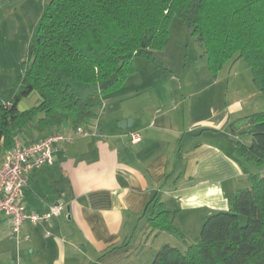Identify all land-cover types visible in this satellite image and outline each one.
<instances>
[{
  "label": "crops",
  "instance_id": "0c3cea01",
  "mask_svg": "<svg viewBox=\"0 0 264 264\" xmlns=\"http://www.w3.org/2000/svg\"><path fill=\"white\" fill-rule=\"evenodd\" d=\"M138 59L146 61L140 68ZM138 59L119 87L83 89L97 114L82 127L88 136L59 144L53 164L30 174L23 187L28 212L59 206L61 214L24 223L18 239L11 216L0 213V264H153L164 245L184 251L195 243L206 218L229 211L236 193L251 188L252 176L264 174V165L244 160L234 144H252L251 116L264 112V93L246 61L229 62L216 74L207 63L210 76L188 80L187 94L173 71ZM43 117L16 141L32 145L76 130L39 127ZM133 135L141 142L133 143ZM7 152H0V167ZM155 196L184 240L150 227Z\"/></svg>",
  "mask_w": 264,
  "mask_h": 264
},
{
  "label": "trees",
  "instance_id": "16d2710c",
  "mask_svg": "<svg viewBox=\"0 0 264 264\" xmlns=\"http://www.w3.org/2000/svg\"><path fill=\"white\" fill-rule=\"evenodd\" d=\"M3 1L0 0V7ZM188 24L205 49L212 73L245 60L257 89L264 93V0H51L35 26L24 73L11 91L0 92V152L40 114L39 127L77 129L97 114L66 81L119 87L138 58L156 63L170 38L174 18ZM32 92L37 106L21 111ZM249 147L234 142L246 161L264 165V112L251 116ZM234 196L231 208L206 218L199 239L184 251L164 245L153 264H264V174ZM150 227L184 240L174 215L155 196ZM247 223L242 225L241 218Z\"/></svg>",
  "mask_w": 264,
  "mask_h": 264
},
{
  "label": "rangeland",
  "instance_id": "374dc122",
  "mask_svg": "<svg viewBox=\"0 0 264 264\" xmlns=\"http://www.w3.org/2000/svg\"><path fill=\"white\" fill-rule=\"evenodd\" d=\"M0 7V92L11 91L24 73V64L28 59V48L35 26L42 17L45 6L51 0H2ZM170 38L163 49L155 54L156 62L164 65L166 71H173L186 85L193 78L209 77L207 69L208 57L203 53L201 44L191 35L188 24L179 18H174L170 27ZM144 60H137L135 66L141 67ZM244 64L245 60H241ZM231 64V63H230ZM242 69L238 72L242 73ZM70 84L78 95L85 99L84 88L94 90L93 85H84L71 80ZM39 95L32 92L19 102V109H31L38 105ZM242 225L247 223L241 218ZM172 235V234H171ZM173 236V235H172ZM176 237V236H175ZM178 238V237H176ZM181 240V239H178Z\"/></svg>",
  "mask_w": 264,
  "mask_h": 264
},
{
  "label": "built area",
  "instance_id": "2783aa9c",
  "mask_svg": "<svg viewBox=\"0 0 264 264\" xmlns=\"http://www.w3.org/2000/svg\"><path fill=\"white\" fill-rule=\"evenodd\" d=\"M78 136H88L84 128H77L73 134L57 133L32 145L16 141L13 149L7 152L0 167V213L11 216L13 234L21 237L24 223H48L61 214V207H54L48 213H30L21 202L23 187L30 174L54 162V152L61 143H70ZM133 143L141 142L139 135H133Z\"/></svg>",
  "mask_w": 264,
  "mask_h": 264
},
{
  "label": "water",
  "instance_id": "95a60500",
  "mask_svg": "<svg viewBox=\"0 0 264 264\" xmlns=\"http://www.w3.org/2000/svg\"><path fill=\"white\" fill-rule=\"evenodd\" d=\"M247 121H249V120L240 121V122H238V123L235 124V127L236 128H239L241 125L246 124ZM130 124H131V120H127V121H123L121 126L123 128H126L127 126H130Z\"/></svg>",
  "mask_w": 264,
  "mask_h": 264
}]
</instances>
